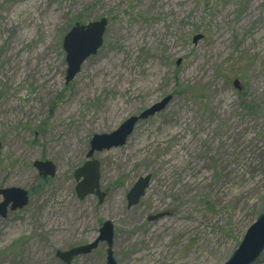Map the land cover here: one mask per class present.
I'll list each match as a JSON object with an SVG mask.
<instances>
[{"label":"rangeland","instance_id":"obj_1","mask_svg":"<svg viewBox=\"0 0 264 264\" xmlns=\"http://www.w3.org/2000/svg\"><path fill=\"white\" fill-rule=\"evenodd\" d=\"M101 18L102 46L66 83L64 35ZM167 96L125 145L94 153L103 202L78 200L92 136ZM0 143V188L29 193L0 218V264H64L56 251L104 221L116 264H224L264 212V0H0ZM105 259L100 244L70 264Z\"/></svg>","mask_w":264,"mask_h":264},{"label":"water","instance_id":"obj_2","mask_svg":"<svg viewBox=\"0 0 264 264\" xmlns=\"http://www.w3.org/2000/svg\"><path fill=\"white\" fill-rule=\"evenodd\" d=\"M107 20L101 18L87 24L75 23L65 34L62 40V48L65 52L67 65L65 82H71L79 73L82 64L87 58L97 53L103 44V34ZM195 36L193 42L200 39ZM238 81L233 82L237 87ZM171 97L167 96L160 102L153 104L137 116H131L121 123L113 132L108 134L93 135L89 142V150L86 154V162L74 171L75 194L78 200H83L89 195L97 198L101 204L106 196L100 190L99 183V162L92 159L95 152L108 151L125 145L132 134L136 124L140 120L148 119L161 112L170 102ZM1 147V143H0ZM33 167L37 170L38 176L52 178L56 174V168L50 161H35ZM151 177L146 175L136 180L126 195V207L130 209L136 206L145 195L150 185ZM29 202L28 191L22 188L10 187L0 188V218L7 217L8 212H15L23 209ZM167 213H159L150 216L148 221H157L167 216ZM114 239V226L110 221H104L97 237L90 243L73 247L67 251H56L55 256L64 264H70L73 259L90 254L100 244L106 245L105 264H116L113 258L112 245ZM264 251V212L258 216L253 224L246 230L237 249L224 264H254Z\"/></svg>","mask_w":264,"mask_h":264},{"label":"flooded vegetation","instance_id":"obj_3","mask_svg":"<svg viewBox=\"0 0 264 264\" xmlns=\"http://www.w3.org/2000/svg\"><path fill=\"white\" fill-rule=\"evenodd\" d=\"M139 114H140V113H139ZM139 114H138V115H139ZM92 159H93V157L91 158V160H92ZM86 161H87V160H86ZM86 161H85V162H86ZM85 162H84V163H85ZM84 163H83V164H84ZM73 174H74V173H73ZM39 177H40V176H39ZM40 178H42V177H40ZM73 178H74V176H73ZM75 183H76V182H75ZM75 185H76V184H75Z\"/></svg>","mask_w":264,"mask_h":264},{"label":"trees","instance_id":"obj_4","mask_svg":"<svg viewBox=\"0 0 264 264\" xmlns=\"http://www.w3.org/2000/svg\"><path fill=\"white\" fill-rule=\"evenodd\" d=\"M77 21H78V20L76 19V20L74 21V23L77 22ZM70 23H71V22H70ZM42 181H45V179H43Z\"/></svg>","mask_w":264,"mask_h":264}]
</instances>
